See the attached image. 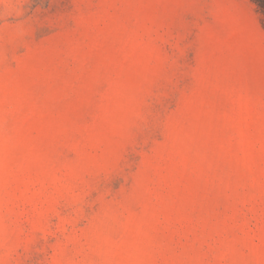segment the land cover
I'll use <instances>...</instances> for the list:
<instances>
[{
  "label": "rangeland",
  "instance_id": "374dc122",
  "mask_svg": "<svg viewBox=\"0 0 264 264\" xmlns=\"http://www.w3.org/2000/svg\"><path fill=\"white\" fill-rule=\"evenodd\" d=\"M0 264H264L256 0H0Z\"/></svg>",
  "mask_w": 264,
  "mask_h": 264
},
{
  "label": "trees",
  "instance_id": "16d2710c",
  "mask_svg": "<svg viewBox=\"0 0 264 264\" xmlns=\"http://www.w3.org/2000/svg\"><path fill=\"white\" fill-rule=\"evenodd\" d=\"M258 5L262 8L263 12H264V0H256Z\"/></svg>",
  "mask_w": 264,
  "mask_h": 264
}]
</instances>
